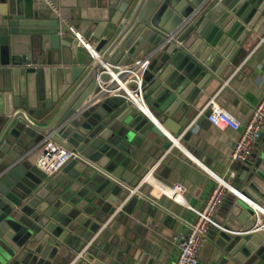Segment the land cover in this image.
Masks as SVG:
<instances>
[{"label": "water", "instance_id": "obj_1", "mask_svg": "<svg viewBox=\"0 0 264 264\" xmlns=\"http://www.w3.org/2000/svg\"><path fill=\"white\" fill-rule=\"evenodd\" d=\"M183 24L134 96L90 101ZM262 24L264 0H0V264H118L89 241L121 205L150 210L128 197L141 155L188 128ZM51 140L75 154L48 174L32 153ZM232 185L202 264H264V127Z\"/></svg>", "mask_w": 264, "mask_h": 264}, {"label": "crops", "instance_id": "obj_2", "mask_svg": "<svg viewBox=\"0 0 264 264\" xmlns=\"http://www.w3.org/2000/svg\"><path fill=\"white\" fill-rule=\"evenodd\" d=\"M245 47V53L227 77L211 84L208 99L215 96L223 108L242 121L249 119L253 107L264 94V24L258 33L248 37ZM207 102L176 143L161 150L154 158L142 154V163L134 170L145 173L141 187L144 195H150L153 189L182 182L187 188L184 202L177 203L163 195L159 205L151 202L150 210L138 204L134 205L132 213L124 207L118 208L88 243L93 246L99 242L109 250L112 256L108 255L106 261L118 264L175 263L178 236L187 231L196 217L195 209L202 207L208 199L216 184L215 174L224 172L238 137V131L209 123L201 113ZM188 130L191 134L185 138ZM42 152L40 147L32 153V158L36 161ZM243 163L235 165L237 174Z\"/></svg>", "mask_w": 264, "mask_h": 264}, {"label": "built area", "instance_id": "obj_3", "mask_svg": "<svg viewBox=\"0 0 264 264\" xmlns=\"http://www.w3.org/2000/svg\"><path fill=\"white\" fill-rule=\"evenodd\" d=\"M185 25H181L176 30L168 33L166 40L153 52L146 55L141 60L133 64L120 65L116 72L111 71L108 80L96 92L90 101H101L111 96L132 92L129 82L137 72L143 70L155 57L156 53L171 39H176L184 30ZM89 48H91L89 46ZM202 114L210 124L222 129L230 128L238 131L231 157L221 175L215 174L216 184L214 185L208 199L204 205L195 209L196 217L190 223L185 232H181L177 239L178 253L174 264H199V254L204 242L207 240L211 225L215 216L223 205L230 190H233V181L237 176L236 164L245 161L253 152L255 143L264 127V94L259 102L253 107L251 115L247 121H242L223 108L215 96L212 97L202 108ZM178 138H175L177 142ZM174 142V143H175ZM75 151L55 142L47 141L43 146V152L36 160V164L48 174H52L73 155ZM129 196L139 193L150 202L159 205V198L166 195L177 203L185 200L187 192L186 186L182 182H176L171 186L153 189L150 195H144L139 185L129 190ZM122 208V205L119 209Z\"/></svg>", "mask_w": 264, "mask_h": 264}, {"label": "rangeland", "instance_id": "obj_4", "mask_svg": "<svg viewBox=\"0 0 264 264\" xmlns=\"http://www.w3.org/2000/svg\"><path fill=\"white\" fill-rule=\"evenodd\" d=\"M210 245L209 242L206 240L201 248L200 254H199V259L204 260L206 258V255L209 251Z\"/></svg>", "mask_w": 264, "mask_h": 264}, {"label": "trees", "instance_id": "obj_5", "mask_svg": "<svg viewBox=\"0 0 264 264\" xmlns=\"http://www.w3.org/2000/svg\"><path fill=\"white\" fill-rule=\"evenodd\" d=\"M0 122H1V119H0Z\"/></svg>", "mask_w": 264, "mask_h": 264}]
</instances>
